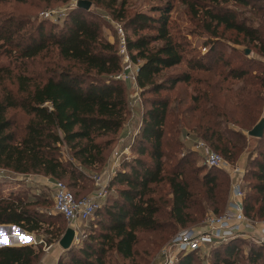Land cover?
I'll return each mask as SVG.
<instances>
[{
	"label": "trees",
	"instance_id": "1",
	"mask_svg": "<svg viewBox=\"0 0 264 264\" xmlns=\"http://www.w3.org/2000/svg\"><path fill=\"white\" fill-rule=\"evenodd\" d=\"M26 1L0 0V5ZM84 1L122 25L129 57L138 66L136 84L142 97H146V107L131 148V160L120 165L108 184V190L113 189L114 193L109 192L95 211L85 237L65 251L56 264H117V258L138 264L139 235L160 233L166 227L160 204L165 201L155 198L156 187L165 185L169 189L166 223L185 228L198 223L205 206L216 215L225 210L226 176L216 169H185L189 159L180 150L178 125L191 124L200 140L234 164L242 152V132L248 133L262 119L263 98L254 89L264 86V78L258 81L244 68L230 69L225 78L243 85L226 89L234 100L229 113L209 102L215 88L209 87L208 82L204 83L207 90L194 89L189 96L190 105L181 108L187 99L179 95L180 99L172 100L170 94L178 86L194 81L191 73L208 72L210 68L204 58L188 57L187 44L172 34L171 1L132 14L127 0ZM180 1L204 31L213 37L220 27L233 31L249 45L254 44L264 57V7L257 9L263 26L253 27L239 18L235 9L233 12L223 6L230 0ZM232 1L255 8L252 0ZM60 22L49 25L46 21L0 15V54L20 63L53 51L68 64L52 62L45 67L41 83L27 75H17L18 95L0 98V169L65 180L75 199H80L79 192L90 182L87 171L103 164L112 145L108 137L115 136L125 122L127 97L124 84L116 79L121 71L117 47L103 36L99 17L75 8ZM182 66L185 70L163 76ZM10 110H18L26 118L22 128L15 127L8 118ZM257 141L263 150L258 148V159L252 163L250 178L254 182L247 185L249 193L244 192L243 209L246 217L264 221V131ZM36 204L15 193L0 195V225L38 232L44 221L34 209ZM60 218L64 219L58 215ZM66 229L59 225L50 233L47 246L59 241ZM20 237L25 236L6 233L0 243L2 239ZM246 245L249 247L244 253L242 248ZM41 248L0 247V264H38L43 255ZM219 248L223 251L222 264H264V246L251 241L230 240L212 249L209 259L217 258ZM199 259H203L199 254L189 253L176 264H196Z\"/></svg>",
	"mask_w": 264,
	"mask_h": 264
},
{
	"label": "rangeland",
	"instance_id": "2",
	"mask_svg": "<svg viewBox=\"0 0 264 264\" xmlns=\"http://www.w3.org/2000/svg\"><path fill=\"white\" fill-rule=\"evenodd\" d=\"M78 1L80 0H27L25 3L6 2L0 5V15L19 16L32 22L46 21L49 25H60L61 22L56 19V15L59 13L67 15L71 10L75 9H71V7ZM165 1L166 0H127V9L129 14L139 11L146 12L151 7L161 5ZM170 1L173 5V9L170 14L172 34L187 44L188 57L204 58L205 63L210 68V71L208 72L191 73L194 81L186 86H178L176 91L170 94V98L173 100L175 97L179 99L180 96H182V99L184 97L187 100L181 108L187 107L190 105L189 96L192 95L193 90H207L204 83L208 82L209 87L215 88L212 93L213 96L209 99V102L213 103L219 110L223 109L220 111L229 113L232 109L234 100L229 96L226 89L229 87H232L233 89L234 87L241 88L243 84L242 82H234L226 79L225 76L227 72L234 68H244L247 69L258 81L262 80L264 78V57L261 56L258 48L254 46V44L249 45L242 37L237 36L233 31H226L220 27L217 36L213 37L203 30L202 24L199 23L198 20L191 19L188 15L186 7L180 0ZM252 5L255 8L236 5L232 0L228 3H223L224 7L232 10L233 12L235 9L239 14L238 17L246 21L247 24L253 27H258L259 25L263 26L261 15L257 9L264 7V0H252ZM88 10L99 17V21L102 25V34L105 39L118 47L117 25L121 27L122 25L113 21L107 12L98 7L91 5ZM45 12H52L56 14L52 19H44L42 13ZM123 33L125 35L124 30ZM246 51L248 54H245ZM52 62L60 65H68L66 62L59 59L53 51L40 56L33 61L20 63L6 57L3 54H0V98L8 94L18 95L17 75H27L36 83L43 82L45 67L52 65ZM181 70H185L183 66L167 71L163 73V76L176 73ZM195 81H202V84H197ZM122 83L126 89L128 109L125 122L115 136L108 137L109 140L111 139L112 145L105 154V161L97 169L87 171L90 182L86 183V189L79 192V196L82 198L91 197L94 191L98 188L95 185L93 178L102 177V186L106 189V195L101 200L100 206L108 196L109 192L114 193L113 189L109 191L107 188L109 176L111 178V176L115 175L123 162L131 160V148L140 131L142 113L146 107V97H142L141 90L133 87V85L129 82ZM254 90L257 92L259 91L263 98L260 113L261 119L264 118V86H262L261 89L255 88ZM7 116L13 121L15 127L17 128H22L26 121L24 115L18 110L8 111ZM191 127V124L187 125L182 123L178 125V137L182 143L180 150L182 156H187L189 159L185 169L198 167L201 170H207L209 168L205 166V151L201 149L197 150L196 144L198 142H203L210 151L215 153L216 151L209 148L204 141L200 140L191 130ZM229 128L234 131V126L230 125ZM128 131H131L133 135H137L128 137ZM242 133L245 136L243 145H240V147L242 146V152L235 160L234 164H230L244 169V175L246 176L243 182L244 192L249 193L247 185L248 183L254 182L250 178V169L253 168L252 163L258 159V148H260V150H263V148L260 146L257 139L248 136L247 131H243ZM103 140L105 139H102L101 141ZM126 148L129 149L126 155L121 154ZM217 154H219V152H217ZM65 157H68V155H65ZM219 171L226 176L228 181V201L230 178L225 171ZM52 181L54 180L39 174L21 175L15 174L9 170L0 169V195L8 196L10 193H15L21 199L37 203L34 206V209L44 221L38 232H25V235L31 236V241H9V244L14 246L41 245L43 252L41 260L53 249L55 251L57 250L58 253H61V255L65 252L59 247L58 241L48 246L46 241L50 239V233L54 232L59 225H63L67 229L71 228V225H69L64 219H58V214L54 211L53 193L49 187V182ZM61 182L67 185L65 180H61ZM197 188L200 189L199 186ZM73 193L76 194V190H73ZM155 198L165 201L160 202V204L162 206V220L165 221L166 227L164 231L160 233H141L139 235V242L136 249V259H138V264H157V255L160 249L168 243L171 237L179 233L182 229L184 230L186 228H192L193 226L200 225L209 213L214 214V211L211 208L205 206L197 224H189L185 228H181L175 226L172 222L166 223L165 212L169 209L168 202L170 200L168 187L165 185L156 187ZM93 220L94 215L87 222L78 224L76 229L78 233V241L79 239L85 237L86 233L89 231L90 223ZM75 244L77 243L74 241L73 245ZM248 247L249 246L247 245L244 246L242 251L245 253ZM218 250L219 251L216 250V255H218L217 258H203L201 261L199 259L196 261V264H205L206 260H208L209 264H222L223 251L222 248H219ZM40 262L38 264H40ZM115 262L117 264H133L130 261H125L119 258H117ZM134 264L136 263L134 262Z\"/></svg>",
	"mask_w": 264,
	"mask_h": 264
},
{
	"label": "built area",
	"instance_id": "3",
	"mask_svg": "<svg viewBox=\"0 0 264 264\" xmlns=\"http://www.w3.org/2000/svg\"><path fill=\"white\" fill-rule=\"evenodd\" d=\"M77 3L72 5L76 8ZM56 13H42L44 19L54 18ZM66 16L64 13L56 15L57 20ZM118 26L117 54L121 61V71L116 79L121 82H129L133 87L136 84L138 66L133 64L126 46V37L121 26ZM129 136H135L128 131ZM197 150L205 151V166L209 169L225 171L230 178L229 198L222 214L209 213L204 221L192 228L181 230L177 233L157 255V264H176L178 260L189 254L197 253L201 258L209 259L212 249L230 240L241 238L251 241L258 246H264V221H256L246 217L243 209V178L245 171L239 166H233L219 154L210 151L203 142L196 144ZM128 148L121 154L126 155ZM114 176V175H113ZM108 178L109 182L112 177ZM102 177H95L93 181L98 187L91 197L75 199L66 185L61 181L49 182L53 193L54 211L61 215L71 225L75 232V242L78 243L77 226L87 222L100 207L101 200L106 195V189L102 186ZM108 182V184H109ZM205 264H209L208 260Z\"/></svg>",
	"mask_w": 264,
	"mask_h": 264
},
{
	"label": "water",
	"instance_id": "4",
	"mask_svg": "<svg viewBox=\"0 0 264 264\" xmlns=\"http://www.w3.org/2000/svg\"><path fill=\"white\" fill-rule=\"evenodd\" d=\"M90 6H91V3L84 1V0H80L77 2L76 8L88 10ZM245 54H248V52L246 51ZM263 131H264V118H262L247 134L249 137L259 139L262 137ZM0 232H2L3 234L9 233V234L23 235L28 238L26 240L27 242L31 241L32 239L31 236H26L25 232L22 229L14 225H0ZM9 241L15 242V241H22V240L21 239L18 240L17 238H14V239H9L8 241H6L2 239V242L0 243V247H4V246L15 247L14 245H10ZM74 241H75V232L73 229L68 228L66 229L65 233L60 238V240L58 241V245L63 251H67L72 247Z\"/></svg>",
	"mask_w": 264,
	"mask_h": 264
},
{
	"label": "crops",
	"instance_id": "5",
	"mask_svg": "<svg viewBox=\"0 0 264 264\" xmlns=\"http://www.w3.org/2000/svg\"><path fill=\"white\" fill-rule=\"evenodd\" d=\"M26 236H29V235H26ZM60 256H61V253H58L57 250L55 251L53 249L51 252H49L47 255L44 256L40 264H56Z\"/></svg>",
	"mask_w": 264,
	"mask_h": 264
},
{
	"label": "snow or ice",
	"instance_id": "6",
	"mask_svg": "<svg viewBox=\"0 0 264 264\" xmlns=\"http://www.w3.org/2000/svg\"><path fill=\"white\" fill-rule=\"evenodd\" d=\"M2 236H3V233L0 232V237H2ZM20 238H21L22 241H26L28 239L27 237H20Z\"/></svg>",
	"mask_w": 264,
	"mask_h": 264
}]
</instances>
